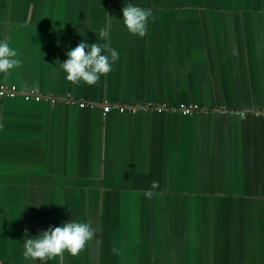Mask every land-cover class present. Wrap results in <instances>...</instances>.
<instances>
[{
    "label": "crops",
    "instance_id": "obj_1",
    "mask_svg": "<svg viewBox=\"0 0 264 264\" xmlns=\"http://www.w3.org/2000/svg\"><path fill=\"white\" fill-rule=\"evenodd\" d=\"M128 3L153 11L144 37ZM101 28L112 70L66 80V51ZM0 40L20 60L0 85L57 100L0 97V264H41L25 230L71 219L93 238L47 264H264V118L248 114L264 109V0H0Z\"/></svg>",
    "mask_w": 264,
    "mask_h": 264
},
{
    "label": "clouds",
    "instance_id": "obj_2",
    "mask_svg": "<svg viewBox=\"0 0 264 264\" xmlns=\"http://www.w3.org/2000/svg\"><path fill=\"white\" fill-rule=\"evenodd\" d=\"M123 25L127 32L138 37H144L148 31L149 19L153 18L150 8H142L128 3L121 9ZM100 37L103 43H89L81 40L75 48L66 51L67 59L60 62L65 73V79L73 83L83 82L96 84L101 76L107 75L114 62L119 59V52L109 44L110 35L101 28ZM15 48L10 47L5 40H0V73H9L19 65L20 60ZM158 183L153 181L151 188L144 192L146 198L153 196V189ZM39 207V205H36ZM94 233L89 224L74 219L66 220L61 225L50 226L36 235L28 236L25 230L23 238V255L32 260L47 264L48 260L68 253L77 256L93 238Z\"/></svg>",
    "mask_w": 264,
    "mask_h": 264
},
{
    "label": "built area",
    "instance_id": "obj_3",
    "mask_svg": "<svg viewBox=\"0 0 264 264\" xmlns=\"http://www.w3.org/2000/svg\"><path fill=\"white\" fill-rule=\"evenodd\" d=\"M24 96L26 101L35 100L40 102L42 99L50 101L51 103L55 104L57 102L56 99L50 96H43L34 91H29L26 93H22L17 87L9 86V85H0V97L1 98H15L17 96ZM81 107H86V103H80ZM93 106V104H91ZM112 109L118 110L120 113H138V112H145V111H157L159 113L169 110L170 108L166 105L157 106L153 103H147L144 105H115L109 102L104 103L103 110L105 113L110 112ZM175 111L181 112L183 115H192L196 110H199L198 105H179L176 108H173ZM257 117L264 118V109L261 110H254L252 111ZM244 114V113H243ZM64 264V263H63Z\"/></svg>",
    "mask_w": 264,
    "mask_h": 264
},
{
    "label": "trees",
    "instance_id": "obj_4",
    "mask_svg": "<svg viewBox=\"0 0 264 264\" xmlns=\"http://www.w3.org/2000/svg\"><path fill=\"white\" fill-rule=\"evenodd\" d=\"M198 106H199L200 109L199 110H196V112H194V113H198V112L203 111V108L200 105H198ZM248 114L251 115V116H253V117H257L253 112H249ZM259 118H261V117L259 116Z\"/></svg>",
    "mask_w": 264,
    "mask_h": 264
},
{
    "label": "rangeland",
    "instance_id": "obj_5",
    "mask_svg": "<svg viewBox=\"0 0 264 264\" xmlns=\"http://www.w3.org/2000/svg\"><path fill=\"white\" fill-rule=\"evenodd\" d=\"M87 104V107H90L91 106V104H89V103H86Z\"/></svg>",
    "mask_w": 264,
    "mask_h": 264
}]
</instances>
